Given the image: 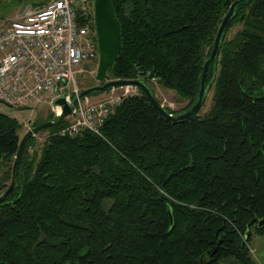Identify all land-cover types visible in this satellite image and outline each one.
<instances>
[{"label":"trees","instance_id":"1","mask_svg":"<svg viewBox=\"0 0 264 264\" xmlns=\"http://www.w3.org/2000/svg\"><path fill=\"white\" fill-rule=\"evenodd\" d=\"M110 1L121 46L106 80L155 81L187 101L163 109L186 112L237 0ZM205 87L210 110L198 114L204 96L181 122L162 118L137 91L106 119L102 138L58 136L67 119L44 130L39 153L31 136L0 204V264H256L247 243L252 230L264 235L255 225L264 221V0L235 7ZM21 129L0 114V196Z\"/></svg>","mask_w":264,"mask_h":264},{"label":"built area","instance_id":"2","mask_svg":"<svg viewBox=\"0 0 264 264\" xmlns=\"http://www.w3.org/2000/svg\"><path fill=\"white\" fill-rule=\"evenodd\" d=\"M93 4L94 0H31L12 17L0 15V103L34 108L48 99L55 118L60 115L55 99L63 97L72 106L80 93L76 77L82 66L98 64ZM118 89L105 92L108 96L95 103H88L89 97L78 101L56 134L72 138L89 132L102 138L101 127L127 97Z\"/></svg>","mask_w":264,"mask_h":264},{"label":"water","instance_id":"3","mask_svg":"<svg viewBox=\"0 0 264 264\" xmlns=\"http://www.w3.org/2000/svg\"><path fill=\"white\" fill-rule=\"evenodd\" d=\"M244 1L247 0H237L234 3H232L220 23V26L217 30L216 37L212 45L210 55L203 65V70L200 80V90L198 93L197 101L186 112L179 114L177 116H172L163 109V106L159 103L155 95L152 94L150 88L146 86L142 81L106 80V72L115 63L120 50V46H121L120 24L117 18L115 17L114 10L110 0H94L93 20H94V27L96 32V42H97V51H98V65H97V72L95 79L98 85L80 91L77 99L73 100L72 106H75L78 101H81L94 93H103L109 89H114V88L130 87L137 89V91H139L148 100L149 104L154 108V110L167 121L181 122L192 117L201 108L203 98L204 96L206 97L207 93H206L205 81L207 77L208 68L218 53L222 34L226 26L233 17L235 7ZM53 106L60 108L61 114L57 117V119L55 121L45 122L36 127H31V129L20 140V143L18 145V150L12 166L10 183L6 191H4V193L0 196V204L5 200V198L9 195V193H11L12 189L14 188L18 162L26 141L31 136H34L35 134L45 130L46 128L60 125L64 119L70 116L72 106L67 105L63 97H59L55 99L53 102ZM169 218H170V226L172 227L173 220L171 215H169ZM253 223L254 221L251 222V224ZM263 226H264V221L257 222L258 229H261ZM217 249L218 247L214 249L211 256L214 253H216Z\"/></svg>","mask_w":264,"mask_h":264},{"label":"rangeland","instance_id":"4","mask_svg":"<svg viewBox=\"0 0 264 264\" xmlns=\"http://www.w3.org/2000/svg\"><path fill=\"white\" fill-rule=\"evenodd\" d=\"M29 1L31 0H0V15L12 17L18 10L22 8V6H24ZM240 28L241 26L239 25H235L233 28H231L226 35V40L233 38L235 33L239 31ZM97 65L95 62H90L82 66V73H80L76 77V85L80 91L98 85L95 79ZM151 84L152 85L150 87V90L153 92V94L163 107L168 108L169 110L174 112L180 111L186 107L187 101L178 97L174 92L161 89L160 87H158L155 81ZM124 91H126L125 93L127 96L137 93V89L130 87L118 89L117 93H123ZM114 94H116V92H114ZM107 96V93H103L99 96L89 97V100L87 101L88 103H95L105 99ZM212 98L213 88H211L206 94L204 105L203 108L200 109L198 113L199 115L206 114L210 110L212 105ZM0 114L5 115L10 119L16 120L22 126V129L19 132V137L21 139L31 129L33 123H37L38 125H40L49 116L54 117L52 105L48 99L43 103L36 105L34 108H12L3 103H0ZM47 137L48 132L44 130L35 134L34 139L36 146L31 150V152L34 151L36 153H39V150ZM247 245L250 255L255 263L264 264V235H257L252 230V235Z\"/></svg>","mask_w":264,"mask_h":264},{"label":"flooded vegetation","instance_id":"5","mask_svg":"<svg viewBox=\"0 0 264 264\" xmlns=\"http://www.w3.org/2000/svg\"><path fill=\"white\" fill-rule=\"evenodd\" d=\"M254 224V223H253ZM257 226V223L255 224Z\"/></svg>","mask_w":264,"mask_h":264},{"label":"bare ground","instance_id":"6","mask_svg":"<svg viewBox=\"0 0 264 264\" xmlns=\"http://www.w3.org/2000/svg\"><path fill=\"white\" fill-rule=\"evenodd\" d=\"M60 114H61V112H60Z\"/></svg>","mask_w":264,"mask_h":264},{"label":"crops","instance_id":"7","mask_svg":"<svg viewBox=\"0 0 264 264\" xmlns=\"http://www.w3.org/2000/svg\"><path fill=\"white\" fill-rule=\"evenodd\" d=\"M102 95V94H101Z\"/></svg>","mask_w":264,"mask_h":264}]
</instances>
